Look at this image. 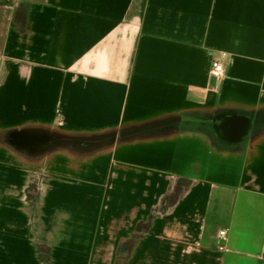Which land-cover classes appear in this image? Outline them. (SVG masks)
Returning <instances> with one entry per match:
<instances>
[{
	"label": "crops",
	"instance_id": "obj_1",
	"mask_svg": "<svg viewBox=\"0 0 264 264\" xmlns=\"http://www.w3.org/2000/svg\"><path fill=\"white\" fill-rule=\"evenodd\" d=\"M0 264H264V0H0Z\"/></svg>",
	"mask_w": 264,
	"mask_h": 264
},
{
	"label": "built area",
	"instance_id": "obj_2",
	"mask_svg": "<svg viewBox=\"0 0 264 264\" xmlns=\"http://www.w3.org/2000/svg\"><path fill=\"white\" fill-rule=\"evenodd\" d=\"M213 72H214V75L216 77L221 79L225 75V68L219 62H215L213 64ZM225 237H226V232H221L220 233V239L224 240ZM219 250L220 251H224L225 250V247H224L223 243L220 245Z\"/></svg>",
	"mask_w": 264,
	"mask_h": 264
},
{
	"label": "water",
	"instance_id": "obj_3",
	"mask_svg": "<svg viewBox=\"0 0 264 264\" xmlns=\"http://www.w3.org/2000/svg\"><path fill=\"white\" fill-rule=\"evenodd\" d=\"M242 131V130H241Z\"/></svg>",
	"mask_w": 264,
	"mask_h": 264
}]
</instances>
